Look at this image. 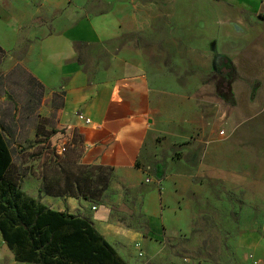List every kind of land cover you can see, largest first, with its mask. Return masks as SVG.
Returning <instances> with one entry per match:
<instances>
[{"label":"crops","instance_id":"obj_1","mask_svg":"<svg viewBox=\"0 0 264 264\" xmlns=\"http://www.w3.org/2000/svg\"><path fill=\"white\" fill-rule=\"evenodd\" d=\"M0 49L52 98L61 95L60 123L80 132L84 143L80 163L116 174L106 202L51 195L44 175H24L23 193L88 218L127 264L187 231L208 187L231 178L224 151L251 139V132L238 135L236 114L261 113L253 124L264 129L262 88L246 90L262 97L257 105L206 111L216 120L206 146L202 136L174 158L159 140L161 108L173 110L172 99L184 91L175 85L176 59L195 58L201 70L214 71L213 58L227 57L239 72L264 82V0H0ZM202 112L194 124L200 133ZM184 124L181 134L189 130ZM262 250L259 241L255 260L264 263ZM0 264L36 263L17 261L0 231Z\"/></svg>","mask_w":264,"mask_h":264},{"label":"rangeland","instance_id":"obj_2","mask_svg":"<svg viewBox=\"0 0 264 264\" xmlns=\"http://www.w3.org/2000/svg\"><path fill=\"white\" fill-rule=\"evenodd\" d=\"M9 59V55L0 51V128L13 154L10 175L20 181L27 174L45 175L53 181L70 179L66 190H87L89 185L84 178L88 173L80 169L84 143L80 132L60 123L61 95L52 98L26 69ZM194 59L186 56L175 60V85L183 86L184 91L172 99L176 105L173 110L161 108L159 140L174 158L184 157L185 149L193 147L202 136L207 145L216 121L206 113L212 105L228 111L234 106L263 101L258 95L247 96L246 90L257 94L264 88V82L239 72L227 57L213 58L210 65L212 70L216 65L214 71L201 70ZM237 82L241 87L238 85L235 93L230 92ZM183 105H190L189 111L178 108ZM200 110L205 116L201 133L194 127ZM260 114L240 111L237 118L233 117L239 136L251 132V139L243 138L249 146L240 144L224 151L229 154L226 162L232 166L231 178L208 187L207 199L196 208L187 231L160 240L150 254H139L134 264H250V255L258 258V242L264 243V152L251 147L264 148L260 139L261 135L264 137V129L258 130L262 125L256 128L253 124ZM183 124L189 128L185 134L180 132ZM221 132L224 129H220L219 136H225ZM79 177L80 183H74ZM112 195L109 188L102 202ZM261 256L264 258V250Z\"/></svg>","mask_w":264,"mask_h":264},{"label":"trees","instance_id":"obj_3","mask_svg":"<svg viewBox=\"0 0 264 264\" xmlns=\"http://www.w3.org/2000/svg\"><path fill=\"white\" fill-rule=\"evenodd\" d=\"M13 163L10 145L0 128V231L17 261L36 264H127L88 218L53 210L23 193L22 181L10 175ZM80 169L88 173L84 178L89 185L87 190L70 192L66 190L70 179L56 178L53 182L44 175L47 193L102 202L104 193L109 191L115 180L114 170L84 165H80ZM80 180L79 177L74 183H80Z\"/></svg>","mask_w":264,"mask_h":264},{"label":"built area","instance_id":"obj_4","mask_svg":"<svg viewBox=\"0 0 264 264\" xmlns=\"http://www.w3.org/2000/svg\"><path fill=\"white\" fill-rule=\"evenodd\" d=\"M80 119L84 120L85 124H90L91 120L83 115H80ZM224 132H221V135H223ZM147 183H152V179L151 178H147ZM96 209V208H94ZM140 255H143L142 253ZM250 264H258V261L255 260L254 255H250Z\"/></svg>","mask_w":264,"mask_h":264}]
</instances>
